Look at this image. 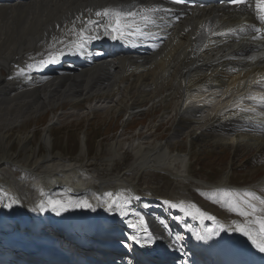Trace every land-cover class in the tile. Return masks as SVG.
<instances>
[{
    "label": "bare ground",
    "instance_id": "obj_1",
    "mask_svg": "<svg viewBox=\"0 0 264 264\" xmlns=\"http://www.w3.org/2000/svg\"><path fill=\"white\" fill-rule=\"evenodd\" d=\"M10 1L14 3L0 4V128L4 129L3 132L23 125L32 114L45 113L48 108H57L65 103L75 111L85 109L83 106L89 103H108L107 112L124 115L126 126L131 117L143 113L137 111L152 104L153 110L163 108L168 121L172 115L175 117L177 125L174 132L186 136L191 146L195 142H210L221 147L231 145L237 152L244 146L247 150L255 149L258 154L264 153V106L252 104L247 98L250 95L257 97L255 89L264 86V47L254 45L260 40L252 38L250 25L255 20L249 9L226 10L209 6L181 10L175 5L153 0H129V8L122 6L125 0ZM251 2L254 3V0ZM144 7L162 9L154 14L155 23L145 28L150 33L148 36H128L117 41L100 28L98 38L91 40L82 50L70 51L64 46L76 40L74 32H79L81 28H87L89 32L96 29L95 24L88 23L89 20H100L96 12L105 9L137 11ZM230 29H236L235 35ZM60 41H64V45ZM120 42L126 48L104 50L101 44L116 45ZM61 48L64 54L57 55L56 62L39 63L48 59L49 52L56 53ZM101 50L107 52L106 57L99 56ZM30 64L34 67L29 68ZM211 86L225 90H207ZM199 99L205 101L201 103ZM242 108L248 111H241ZM95 113L96 109H92L91 115ZM55 117L56 114L42 140V146L47 150L46 158L33 161L32 155H28L26 161L31 164L30 167H20V172L27 174L26 178L20 180L12 168L19 163L14 160L16 157L12 156L6 142L0 145L3 146L0 195L7 193L18 201L11 209L0 204V218H18L27 232L39 235L31 236L33 240H38L45 231L48 233L46 237L53 235L50 234V226L66 228L76 223L88 230L97 222L112 219L124 224L142 211L150 213L144 209L147 203H154V199L140 193L139 181L130 182L124 176H121L123 179L116 176L114 180L103 179L81 165L67 164L52 155L49 144L52 138L50 132L56 124ZM156 132L157 129L153 133ZM4 135L1 134V140H4ZM32 138L34 134L26 140L25 148L28 150L32 148ZM175 138L178 136L154 145L138 141V149H132L136 157L139 155L135 164L139 179L148 171L167 174L170 170L174 171V174L169 173L178 182L194 180L189 175L187 163L190 152L187 154L189 157L171 152ZM116 147L121 153L117 142L110 152L114 153ZM114 155L116 159L119 155L117 150ZM231 173L232 166L225 173L222 185L229 183ZM2 187L5 190H1ZM107 193H112V197H108ZM117 196L124 197L122 210H109L111 200ZM49 198L64 202L87 200L95 210L69 207L57 214L47 204ZM160 199L170 210L176 208L170 207L166 201L183 203L185 210L177 208L182 214L181 235L187 232L189 237L191 231L197 234L207 227H215L217 231L216 234L203 233V240H195L191 234L192 239L182 240L177 230L161 224L160 229L172 237L173 246L182 247L188 255L197 250L200 262L215 264L217 258L208 249L216 242L221 248L220 259L227 256V250L237 249L236 252H244V255L254 253L253 258L264 264V252H260L242 232L235 230L237 225L248 223L243 217L236 216V220L226 225L211 205L204 206L194 201L188 191L171 193ZM42 202L45 204L43 209L40 208ZM197 208L216 219H202ZM121 211L131 216L122 215ZM33 213L41 216L47 226L40 228ZM153 214L160 219L161 215ZM107 227L105 230L98 228L100 235L96 237V243L90 244L91 252L96 250L92 246H98L100 239L106 253L118 249L109 240L116 236L117 230L111 233ZM55 240L58 241L55 247L60 244L62 249L73 250L65 239L57 237ZM48 241L40 246L43 250L51 247L52 240ZM102 259H105V254ZM35 261L42 262L38 256H35ZM129 262L133 264L130 258ZM137 264L142 262L138 260Z\"/></svg>",
    "mask_w": 264,
    "mask_h": 264
},
{
    "label": "rangeland",
    "instance_id": "obj_2",
    "mask_svg": "<svg viewBox=\"0 0 264 264\" xmlns=\"http://www.w3.org/2000/svg\"><path fill=\"white\" fill-rule=\"evenodd\" d=\"M90 104L84 105L83 108L85 109L75 111V109L71 108V105L65 103L57 108H48L45 113L32 114L25 120L23 125L19 124L13 127L11 131L6 130L3 132L4 129L0 128V145H3V141H5L6 147L12 150V156L16 157L14 160L19 163V165L14 164L12 168L15 169L20 180L27 177L26 173L22 174L20 172L21 166L29 168L31 165L26 161L28 155H32L33 161L46 158L47 150L42 146V140L47 126L50 125L49 123L56 114L57 117H55L54 121L56 124L50 132L52 138L49 148L52 155L67 164L81 165L90 173L97 174L103 179H123L121 176H124L130 182L139 181L140 193L154 199V203H147L145 209L148 210L147 207H161L160 210L157 209V211L153 210L152 212L155 211V214L161 215L160 220L163 219L168 224L166 225L167 227L177 230L179 237L180 232H183L180 212L171 211L161 205L157 206V202L161 201L160 198H166L171 193L188 191L194 201L204 206L207 204L211 205L221 215L226 225L236 220V216H240L237 211L230 210V206H238L241 209L250 210L245 201L257 206L258 211L256 214L264 215V213H261L264 212V205L260 204L259 199L246 196L245 193L248 192L244 190L247 188L248 191L252 190V193L264 198L263 192L261 194L255 190V187L260 184L263 186L264 184V153L258 154L255 149L247 150L244 146L237 152V149L232 148L231 145L221 147L215 146L210 142H195L191 146L188 144L186 136L184 137L174 132V126L177 125L175 117L173 118L172 115V119L168 121L169 118H167L166 114L163 116V108L160 107L157 110H153L152 104H147L137 111L139 113L143 111L144 114H137V116L131 118L127 126L124 122V115L107 112L110 104L102 102ZM91 108L96 109L94 116L91 115ZM156 129L157 132L152 134V131L154 132ZM2 133L3 135L5 134L4 140L3 138L1 140ZM31 133L34 134V138L31 139L32 150H28L25 148V143L27 138L32 136ZM174 135L178 136V138L174 139V146L171 148V152L173 154L190 152L191 158L187 161L189 175L195 181L178 182L177 179L170 175V173L174 174V171L170 170V173L168 172L167 174L148 171L139 179V175L135 171V164L139 161V155L136 157L135 150L132 148L137 147L136 149H138L139 140L154 145L161 143L159 140H163L166 143ZM149 137H152V139H149ZM116 142L121 147V153L118 151V147L113 149L114 153L110 152L112 145ZM115 150L119 153L116 159L114 158ZM2 151L3 146H0V158ZM231 165L233 175L229 183L232 185L230 187L232 190L220 195L218 192L213 191V185H219L225 180V173H227L226 171ZM196 181H199L202 185L210 186L206 188ZM257 189L259 190V188ZM1 190H5V187H2ZM232 192L234 193L232 194ZM222 197L225 198L221 200ZM215 198L219 200L217 205L213 204ZM222 201V205L219 206L218 204ZM155 204L157 205L155 206ZM33 216L36 217L40 228L47 226L41 216L36 213H33ZM243 218L245 222L250 219ZM57 235L58 233H55L53 236Z\"/></svg>",
    "mask_w": 264,
    "mask_h": 264
},
{
    "label": "snow or ice",
    "instance_id": "obj_3",
    "mask_svg": "<svg viewBox=\"0 0 264 264\" xmlns=\"http://www.w3.org/2000/svg\"><path fill=\"white\" fill-rule=\"evenodd\" d=\"M176 2H181V0H176ZM229 3L233 5H242L245 8L249 9L253 15L254 20L256 22L250 25L253 32V39H264V28L258 25H264V0H254V3L251 0H228ZM158 11H162L157 7H144L137 11L134 10H123V9H105L102 12H96L95 15L100 17V20L92 21L89 20L88 23L95 24L96 29L93 32H89L87 28H81L79 32H74L76 36L75 41L69 42L67 45H64V41H60L61 45L68 47L71 50H82L87 43L91 40L98 38V31L100 28L103 29L104 34L111 35L113 39H123L128 36H148L149 32L145 31V28L150 23H155L154 14ZM103 21V22H102ZM233 35L236 33V29L229 30ZM63 48L58 49L56 53L49 52L48 59L40 60V64H47L56 62L55 57L57 55H63ZM29 68L34 67V65H28ZM23 72V69L21 70ZM248 99L251 100H259L261 104H264V96L256 97V96H248ZM241 111H248V109L242 108ZM108 197H112V193L106 194ZM246 196L252 197L254 199H259L260 204L264 205V198L256 197L254 193L248 192L245 193ZM5 197H7V202H5ZM124 200L123 196H117L115 199H112L109 204V210L113 208L117 210H122L121 201ZM18 201L14 197H9L7 193H3L0 195V204H2L5 208L11 209L14 204H17ZM165 203L169 204L172 208H180L181 210H185L183 203H171L166 201ZM248 209L244 210L239 208L238 206H230V210L237 211L241 217L250 218L248 219L247 224L237 225V231L242 232L245 236L251 240L252 244L259 249L260 252H264V216L256 215L258 209L255 204L249 203ZM47 204L52 207L53 211H56L57 214H60L61 211H67L69 207H86L90 208L93 211L95 210L92 205L87 200H69L67 202L61 200H53L49 198L47 200ZM45 207L44 202L40 204V208L43 209ZM199 216L208 220H215L214 216L207 215L206 213L200 211V209H196ZM122 215H127L126 212L121 211ZM191 215V213H188ZM141 225L144 224L143 217L140 218ZM258 226V227H257ZM130 227L137 228V225L130 224ZM223 228V226H220ZM141 232L146 233V237L144 238L145 243H151V234L147 232L146 226L141 227L139 229ZM216 234V233H213ZM198 239H205V237L200 236L197 233ZM133 242L140 244L141 240H138L135 236L131 237ZM143 246V245H142Z\"/></svg>",
    "mask_w": 264,
    "mask_h": 264
}]
</instances>
